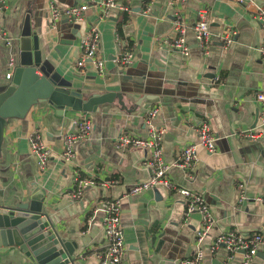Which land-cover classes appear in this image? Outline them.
<instances>
[{
  "label": "crops",
  "instance_id": "1",
  "mask_svg": "<svg viewBox=\"0 0 264 264\" xmlns=\"http://www.w3.org/2000/svg\"><path fill=\"white\" fill-rule=\"evenodd\" d=\"M118 1L129 10L115 9L109 18H101L100 0H8V8L0 11V28L12 44L0 39V82L8 80L9 63L18 58L13 44L28 26L37 31L50 69L74 89L86 96L122 93L129 108L141 101L132 113L116 101L102 105L95 114L65 111L62 115L41 103L25 119L8 120L0 154V209L15 211L17 204L28 203L33 194L44 190V216L61 237L77 243L76 264H100L98 256L106 244L102 213L96 209L110 199H120L130 264H179L192 257L197 233L203 227L202 215L187 214L185 199L164 187L131 195L130 187L151 176L146 166L150 152L131 146L117 148L122 134L148 138L146 114L158 106L154 123L167 131L163 152L168 163L176 160L185 145L199 144L203 124L217 135L214 153L199 147L194 171L172 168L168 178L182 189L203 194L214 216V227L202 245V264H242V253L232 256L225 248L210 249L220 234L229 231L264 235V138L251 140L243 135L257 126L261 110L255 95L263 85L259 51L263 34L254 12L229 0ZM253 1L264 4V0ZM50 2L60 8L87 3L85 22L63 19L52 27ZM201 11L207 15L212 34L208 55L197 45L194 34ZM178 13L187 24L188 56L157 45V40L176 36ZM90 25L101 33L105 78L98 77L91 65L82 70L74 67ZM226 30L235 32V43L228 48L221 42ZM124 42L135 54L134 64L127 69L116 62ZM79 119H89L93 130L87 141L76 143L75 158L65 162L63 138ZM36 130L51 151L45 171L39 170L29 144V136ZM77 171L82 178L114 184L87 188L81 199L71 200L67 193ZM241 194L245 196L242 201ZM0 264L31 263L11 249L0 255ZM253 264H264V248Z\"/></svg>",
  "mask_w": 264,
  "mask_h": 264
},
{
  "label": "built area",
  "instance_id": "2",
  "mask_svg": "<svg viewBox=\"0 0 264 264\" xmlns=\"http://www.w3.org/2000/svg\"><path fill=\"white\" fill-rule=\"evenodd\" d=\"M179 3H185L187 0H175ZM235 4L247 6L254 12L263 34L262 42L259 47L261 54V75L263 78L262 88L256 93L255 99L261 106L257 126L245 133L246 137L251 140L264 138V4L258 5L253 0H229ZM101 18H109L111 12L115 9L128 11L129 9L119 3L118 0H100ZM8 8V0H0V11ZM89 5L74 4L66 8H60L55 2H50L48 7V18L50 25L55 27L60 21L66 19L72 23H83L86 20V13ZM149 13V9L146 11ZM175 34L173 39L157 40V45L164 46L170 50L178 51L181 54L189 55V45L186 39L187 24L184 17L178 13L174 19ZM194 34L197 45L202 49L204 55L209 54L212 34L205 11L200 12V19L194 26ZM0 39L8 45L11 44V38L6 31L0 28ZM117 40L121 38L117 35ZM101 33L94 26L90 25L85 32L80 43V58L75 62L76 70H82L88 65L96 71L98 77L105 78L107 75L106 63L101 55ZM221 42L225 48L231 47L235 43V32L226 30L221 36ZM123 51L117 58L116 62L122 69L130 68L135 62L133 47L123 43ZM11 71L7 74V79H11L15 67V61L12 59L9 63ZM160 108L158 106L150 109L146 114V125L149 128V136L146 139L132 137L126 134L120 135L117 139V148L131 146L135 149H142L150 152V159L146 166L150 168L151 176L148 180L135 183L129 189L131 195H140L148 190L158 187H164L169 192H175L185 199L187 214L198 212L202 215L203 227L198 231L196 236L197 248L192 257L181 261L179 264H202L204 259V250L202 248L204 239L208 236L215 224V219L209 204L203 194L182 189L173 184L168 176L172 168H179L185 171H194L199 162L198 149L205 148L209 153L216 151L217 135H215L210 126L203 124L199 129V144H189L181 148L174 162L168 163L164 158L163 142L167 133L165 128L157 127L154 121L157 119ZM75 129L64 135L63 159L65 162H71L75 158V145L79 141H87L93 130L92 122L89 119H79L75 121ZM29 144L33 154L37 157L38 168L45 171L50 161L51 151L44 143L41 132L34 131L29 136ZM114 182L98 183L92 179L82 178L79 171L76 172L73 187L67 195L71 200H79L83 197L87 188L102 186L111 187ZM243 190V185H238ZM245 196L241 194L240 201ZM262 201V199H260ZM96 212L102 213V223L105 233L106 249L99 254L100 264H130L126 257V246L124 243V228L122 225V203L120 199H110L102 203V208L96 209ZM220 248H225L232 256L242 253V264H253L264 248V235L260 233L243 234L236 231H229L220 234L211 246V251L215 252Z\"/></svg>",
  "mask_w": 264,
  "mask_h": 264
},
{
  "label": "water",
  "instance_id": "3",
  "mask_svg": "<svg viewBox=\"0 0 264 264\" xmlns=\"http://www.w3.org/2000/svg\"><path fill=\"white\" fill-rule=\"evenodd\" d=\"M13 45L18 50L13 75L0 82V154L8 120L25 119L37 104L48 103L60 115L65 111L95 114L102 105L116 101L129 113L141 105L139 101L129 108L122 93L86 96L81 89H74L72 83L62 81L43 59L37 31H31L28 26L23 27ZM45 196V191L40 190L28 203L17 204L15 211L0 209V255L17 249L31 264H76L78 245L50 227L44 216Z\"/></svg>",
  "mask_w": 264,
  "mask_h": 264
},
{
  "label": "trees",
  "instance_id": "4",
  "mask_svg": "<svg viewBox=\"0 0 264 264\" xmlns=\"http://www.w3.org/2000/svg\"><path fill=\"white\" fill-rule=\"evenodd\" d=\"M120 36V35H119Z\"/></svg>",
  "mask_w": 264,
  "mask_h": 264
}]
</instances>
